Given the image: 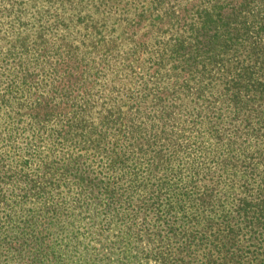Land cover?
I'll return each instance as SVG.
<instances>
[{
    "label": "trees",
    "instance_id": "16d2710c",
    "mask_svg": "<svg viewBox=\"0 0 264 264\" xmlns=\"http://www.w3.org/2000/svg\"><path fill=\"white\" fill-rule=\"evenodd\" d=\"M98 1L130 19L116 36L86 20L92 37L57 45L72 50L61 61L80 64L83 90L0 93V264H97L77 252L80 222L97 213L124 228L111 250L137 244L117 264H264V0ZM16 48L0 52V72L32 56L23 39ZM201 126L213 145L197 162ZM170 156L202 184V210L181 221L182 198L152 190L170 179Z\"/></svg>",
    "mask_w": 264,
    "mask_h": 264
},
{
    "label": "rangeland",
    "instance_id": "374dc122",
    "mask_svg": "<svg viewBox=\"0 0 264 264\" xmlns=\"http://www.w3.org/2000/svg\"><path fill=\"white\" fill-rule=\"evenodd\" d=\"M5 1L6 3L3 5H1L0 1V52L4 54L9 48H12L11 52H18L16 42L21 39L24 40L29 48H33V51L31 53L32 56L24 59L26 65H22L23 67L21 66L19 69L11 67L9 70L11 74L8 73L7 68L1 70L0 93L7 92L9 85L18 86L20 89L18 96L21 97V100L27 98L28 102L32 100L38 101L41 98L43 100L46 98L48 101L56 99L55 94L49 92L52 86L54 90L59 91L58 94L64 97V100L65 97H74L78 91L83 90L82 82H85V77L80 64L73 61H67L68 63L61 61L65 55L64 53L71 52L72 50H68L65 47L64 50L63 47L62 50H56V48L60 43L62 45L68 43L80 46V41H86L88 37H92V34L96 32H92L90 28L88 31L85 29L87 27L86 20H90L89 26L92 23H96L98 26L97 30L101 32V35L112 34L116 36L120 32V24L125 22L124 18L130 19V15L121 12V7H118L116 11L114 8L111 10L112 6L110 4L99 6L101 2H97V0H85L82 4H78L77 6L81 8V11H78L77 7L70 9L69 5L66 2L61 3V0ZM1 6H5L10 11L2 13L1 9L3 7ZM94 6L98 8V11ZM16 8L21 9L25 15L22 12L23 16H18L14 19ZM78 17H84L85 21H81L80 24L73 28L72 24ZM61 23L69 24L71 27L64 30ZM83 50L85 49L81 48L80 51ZM79 55L80 52H78ZM87 56L88 54L84 56L83 60H88L86 59ZM22 58L23 55L21 60ZM11 78H14L16 82H10ZM163 81H165V78ZM41 107L44 106L42 105ZM41 111L46 112L48 109L44 111L42 108ZM190 136L191 139L197 140L194 152L197 157L191 155L190 158L194 159L196 157L195 161L199 162L202 156H204L203 154H199V152L205 146H212L213 143L211 140H206L203 126L194 128ZM3 148L0 150L1 153L6 150L8 151L6 146ZM209 150L213 151V147H210ZM0 168L4 169V166H0ZM163 168V172L169 173L168 175H164L165 178L170 179L163 181L161 189L156 186L152 187V190H157L156 194L161 197L160 200L166 202L173 195L182 198L183 204H180V206L185 212L181 213L180 221L201 211L202 208L198 209V201L202 192L201 182H197L196 184L190 182L188 179L190 170L176 163L171 156L165 165H163ZM208 177L209 175L204 174L202 179L208 180ZM56 194L57 192H52L50 199L57 201ZM66 204H70L68 200H66ZM168 216L165 218L161 217V221L159 222L161 227L163 226V221L168 219ZM84 217L78 228L79 244L77 245V252L82 251L86 258L93 256L97 264L103 263L99 259L100 257H110V261L112 262L109 264H117L116 260L126 250L127 245H115L112 250L109 246L114 240L121 237V232L124 230V228L122 230V225L118 222L106 220L107 217L105 218L102 213H97L93 220L88 218L86 214ZM128 243L130 246L128 245L127 247L132 252V257L135 252L132 246H137V244L134 241L129 242V240ZM142 245L149 247L146 243H142ZM105 253L107 254L105 255ZM200 256L199 254L196 258L200 259ZM148 263L155 264L156 262L154 259H151Z\"/></svg>",
    "mask_w": 264,
    "mask_h": 264
}]
</instances>
